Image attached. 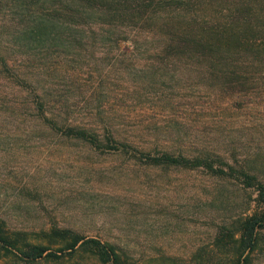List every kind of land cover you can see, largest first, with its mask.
<instances>
[{
  "label": "rangeland",
  "instance_id": "rangeland-1",
  "mask_svg": "<svg viewBox=\"0 0 264 264\" xmlns=\"http://www.w3.org/2000/svg\"><path fill=\"white\" fill-rule=\"evenodd\" d=\"M254 7L253 50H264V0ZM99 21L92 24L94 50L10 45L0 52L16 69L50 70L56 94L47 104L62 117L106 114L132 145L96 148L54 130L38 113L13 112L8 104L16 102L0 97V216L31 239L51 226L100 237L125 247L131 264H226L233 253L215 246L216 234L253 208V187L202 165L161 166L137 155L219 153L264 181V63L253 65L264 59L249 66L252 79L226 88L189 55L103 43L101 27L114 36L124 26ZM5 82L0 77V88H10ZM250 257V264H264V238ZM0 264L99 262L77 252L31 262L0 255Z\"/></svg>",
  "mask_w": 264,
  "mask_h": 264
},
{
  "label": "trees",
  "instance_id": "trees-1",
  "mask_svg": "<svg viewBox=\"0 0 264 264\" xmlns=\"http://www.w3.org/2000/svg\"><path fill=\"white\" fill-rule=\"evenodd\" d=\"M258 1L0 0V50H8L10 45L25 46L27 50L41 47L42 50H53L55 46L60 50H94L92 24L99 19L102 25L124 26L114 36L104 33L101 27L103 43L113 40L117 46L126 44L132 53L159 50L160 53L189 55L204 68L210 79L226 84L225 87L241 86L252 79L249 66L264 59V50H253L259 44L253 34L258 29L252 23L254 2ZM44 61L40 60L38 64ZM263 63L254 62L253 65ZM39 69H16L9 64L7 54L0 52V77L10 86L0 88V97L2 102L7 98L16 102L7 103L13 112H21L24 116L38 113V117L54 130L83 139L96 148L132 145L129 136L122 137L106 114L97 115L87 110V116L72 122L67 120L65 108L66 114L62 117V112L48 106L47 98L55 95L56 90L50 70ZM54 79L58 81L56 77ZM15 84L17 89L13 88ZM24 100L32 105L17 108V102L25 103ZM142 156L161 166L193 168L202 165L210 173L235 177L243 186L253 187V208L240 215L235 226H221L214 241L218 249L226 253L232 251L233 256L226 264H250V253L264 238V181L244 164H237V160L236 163L229 162L219 153L188 155L182 150H161L155 154L141 151L137 155L140 159ZM77 252L87 253L99 264H131L125 247L100 237L68 226H51L37 231L31 239L25 230L8 228L0 216L1 256L11 260L16 256L31 262L41 258L56 260Z\"/></svg>",
  "mask_w": 264,
  "mask_h": 264
}]
</instances>
